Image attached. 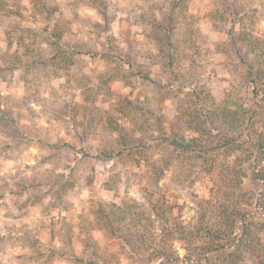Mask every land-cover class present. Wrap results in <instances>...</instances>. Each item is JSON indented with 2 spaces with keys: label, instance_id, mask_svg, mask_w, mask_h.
Listing matches in <instances>:
<instances>
[{
  "label": "rangeland",
  "instance_id": "374dc122",
  "mask_svg": "<svg viewBox=\"0 0 264 264\" xmlns=\"http://www.w3.org/2000/svg\"><path fill=\"white\" fill-rule=\"evenodd\" d=\"M0 1V264H160V247L180 256L162 264H227L231 248L189 263L178 228L226 204L234 157L214 147L264 85V0ZM242 185L263 248L238 264H261V186Z\"/></svg>",
  "mask_w": 264,
  "mask_h": 264
},
{
  "label": "trees",
  "instance_id": "16d2710c",
  "mask_svg": "<svg viewBox=\"0 0 264 264\" xmlns=\"http://www.w3.org/2000/svg\"><path fill=\"white\" fill-rule=\"evenodd\" d=\"M2 6L4 4L0 1V7ZM257 76L259 78L261 74ZM251 83L253 85L250 88L249 98L243 101L241 111H229L228 117H230L231 124L228 132L223 135L226 136V140H223L224 142L221 144L218 142L214 147L215 150L227 149V151L232 152L234 157V161L229 166V168L234 169L232 176L230 175L231 170H229L230 172L224 170V174L227 173V175H222L221 180H219L220 193L226 204L214 202L217 206L216 218L210 220L206 216L202 217L203 225L199 230L194 232V230L187 231L178 228V232L187 245L186 250L189 251L186 257L189 263H200V258L231 248L234 251L228 254L227 264H238L239 260L243 258L242 252L246 247L263 248L259 239L253 242L254 244L247 242V238H250V230L247 226V215L243 209L244 203H242L246 199L245 195H247L242 181L247 177L260 184L261 193L255 201L257 205L264 208V85H260L254 79ZM227 103L224 102V104ZM211 112L212 114L209 116L203 110L199 113L200 118H197L196 127L202 133L206 125H212L214 122V118L211 117L215 116V111ZM208 117L212 119V123L208 121ZM216 129L219 132V129ZM193 151L208 155V150L205 152L201 149ZM238 168H240V172H236ZM156 250V257L160 264L180 261L179 254H166L161 247ZM259 258H261L260 260L263 259L262 256Z\"/></svg>",
  "mask_w": 264,
  "mask_h": 264
},
{
  "label": "clouds",
  "instance_id": "9594fccd",
  "mask_svg": "<svg viewBox=\"0 0 264 264\" xmlns=\"http://www.w3.org/2000/svg\"><path fill=\"white\" fill-rule=\"evenodd\" d=\"M115 2L118 3V6L120 8H124V9H139L140 7H148V4L144 3V0H115ZM256 7H259L260 5L259 4H256L255 5ZM80 15L81 16H85V15H88V16H91V17H94L95 19L99 20L100 18L96 15L95 11L94 10H91V9H88V8H82V9H79L78 10ZM122 15V14H121ZM22 94V92H19L17 93V95H20ZM46 95V94H45ZM34 108H36L37 106L36 105H33ZM38 110V108H37ZM41 123H43V121H41ZM63 134V133H61ZM33 154H35L36 150L35 149H31L30 150ZM27 162H31V163H35L34 160H29ZM11 167V166H9ZM132 191H135V188L132 189ZM84 195L85 196H88V192L85 191L84 192ZM0 234H6V233H0ZM262 243H264V241H262ZM22 250L20 248H16L15 250H10L9 252V256H13V255H16L18 253H20ZM8 256L5 257V261L8 260ZM13 264H15V262L13 261ZM250 264V262H249Z\"/></svg>",
  "mask_w": 264,
  "mask_h": 264
}]
</instances>
